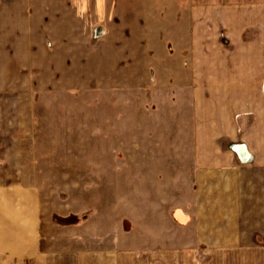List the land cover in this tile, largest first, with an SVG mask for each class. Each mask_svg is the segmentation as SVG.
Masks as SVG:
<instances>
[{"label": "rangeland", "instance_id": "rangeland-1", "mask_svg": "<svg viewBox=\"0 0 264 264\" xmlns=\"http://www.w3.org/2000/svg\"><path fill=\"white\" fill-rule=\"evenodd\" d=\"M263 68L264 0H0V115L19 149L0 182L35 191L38 249L243 264L190 260L172 219L203 150L226 147L207 119L216 136L229 86L254 92Z\"/></svg>", "mask_w": 264, "mask_h": 264}, {"label": "crops", "instance_id": "crops-1", "mask_svg": "<svg viewBox=\"0 0 264 264\" xmlns=\"http://www.w3.org/2000/svg\"><path fill=\"white\" fill-rule=\"evenodd\" d=\"M259 42V37L253 40L252 57L254 45L259 48ZM255 58L261 57L256 53ZM260 74H264V68L252 77ZM229 87H235L236 91L221 100L216 135L220 138L216 140L212 136L213 116H208L210 133L205 136L208 142L222 140L226 147L203 150V163L194 171L193 194L183 203L185 207L183 204L180 207L182 212L174 215L172 230L187 229V234L192 236L185 247L190 260H195L198 253H203L205 258L207 254L230 253L236 255L237 261L242 254L243 264L249 261L264 264V79L254 92L244 82ZM12 121L9 116L0 115V165L3 167L4 158L19 155L18 147L16 151L13 148L18 137L11 133ZM19 170L15 166L13 171ZM35 200V191L29 186H21L14 179L0 182V264H125L127 259L132 264H163V252L158 250L154 257L149 256L154 259L151 262L147 256L140 254L138 258L133 253L61 251L53 254L39 250Z\"/></svg>", "mask_w": 264, "mask_h": 264}]
</instances>
